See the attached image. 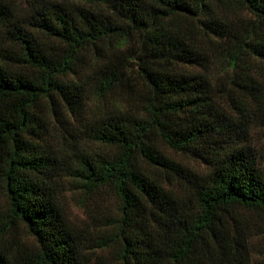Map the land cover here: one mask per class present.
Listing matches in <instances>:
<instances>
[{
  "label": "trees",
  "instance_id": "obj_1",
  "mask_svg": "<svg viewBox=\"0 0 264 264\" xmlns=\"http://www.w3.org/2000/svg\"><path fill=\"white\" fill-rule=\"evenodd\" d=\"M17 1L0 0V264H249L231 212L264 224V0ZM68 191L111 200L81 203L109 260ZM17 224L33 249L8 244Z\"/></svg>",
  "mask_w": 264,
  "mask_h": 264
},
{
  "label": "rangeland",
  "instance_id": "obj_2",
  "mask_svg": "<svg viewBox=\"0 0 264 264\" xmlns=\"http://www.w3.org/2000/svg\"><path fill=\"white\" fill-rule=\"evenodd\" d=\"M11 1L14 4H20L17 0ZM257 79L264 84V71L257 76ZM256 138L261 139L262 135L257 134ZM170 155L183 163L202 169L200 165L190 162L182 155H175L171 153ZM5 200L4 196L0 197V205H2V207L6 206ZM82 202L85 203L89 210L96 209L97 212L104 213L107 209L110 210L113 207L111 200L105 196H89L87 198H83L80 193L75 191L65 192L63 196V205L66 210L68 220L78 231L80 230L81 234L86 237V247L92 249V254L94 256H102L105 260H109L107 253L104 250L94 247L98 241L96 238L98 231L97 228H94L91 222L86 218L84 210L81 206ZM231 216L237 220L239 225L244 227L243 229L251 244L249 264H264V224L261 219L254 212H248L242 209H235L231 212ZM7 241L13 249L18 247L20 251L33 249L35 247L34 240L32 237L27 235L25 229L20 224L15 226V229L12 231V235L8 237ZM109 263L111 264V262H108L107 264Z\"/></svg>",
  "mask_w": 264,
  "mask_h": 264
}]
</instances>
